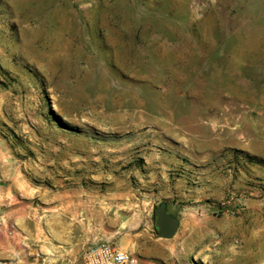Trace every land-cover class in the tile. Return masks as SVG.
<instances>
[{
  "label": "rangeland",
  "instance_id": "obj_1",
  "mask_svg": "<svg viewBox=\"0 0 264 264\" xmlns=\"http://www.w3.org/2000/svg\"><path fill=\"white\" fill-rule=\"evenodd\" d=\"M0 148L86 249L264 264V0H0Z\"/></svg>",
  "mask_w": 264,
  "mask_h": 264
},
{
  "label": "crops",
  "instance_id": "obj_2",
  "mask_svg": "<svg viewBox=\"0 0 264 264\" xmlns=\"http://www.w3.org/2000/svg\"><path fill=\"white\" fill-rule=\"evenodd\" d=\"M19 171L0 148V261L83 264L90 239L80 203L68 193H38Z\"/></svg>",
  "mask_w": 264,
  "mask_h": 264
},
{
  "label": "built area",
  "instance_id": "obj_3",
  "mask_svg": "<svg viewBox=\"0 0 264 264\" xmlns=\"http://www.w3.org/2000/svg\"><path fill=\"white\" fill-rule=\"evenodd\" d=\"M0 264H15L11 260H1ZM83 264H157L143 261L137 256L121 250L111 243H99L84 251Z\"/></svg>",
  "mask_w": 264,
  "mask_h": 264
},
{
  "label": "water",
  "instance_id": "obj_4",
  "mask_svg": "<svg viewBox=\"0 0 264 264\" xmlns=\"http://www.w3.org/2000/svg\"><path fill=\"white\" fill-rule=\"evenodd\" d=\"M157 234L160 239L171 240L180 228V220L177 216L168 212L166 202H162L155 208Z\"/></svg>",
  "mask_w": 264,
  "mask_h": 264
}]
</instances>
